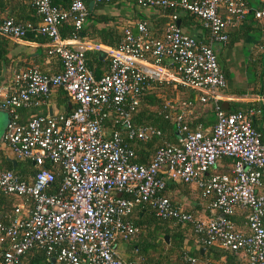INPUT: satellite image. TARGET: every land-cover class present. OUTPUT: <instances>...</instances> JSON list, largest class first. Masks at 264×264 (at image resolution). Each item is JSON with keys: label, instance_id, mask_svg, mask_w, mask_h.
Returning a JSON list of instances; mask_svg holds the SVG:
<instances>
[{"label": "built area", "instance_id": "obj_1", "mask_svg": "<svg viewBox=\"0 0 264 264\" xmlns=\"http://www.w3.org/2000/svg\"><path fill=\"white\" fill-rule=\"evenodd\" d=\"M132 1L161 12L186 11L202 21L208 42L221 45L228 29L235 28L248 11L246 0ZM252 1L257 3L253 19L264 21V0ZM29 3L38 23L18 24L0 16V39L19 40L34 31L46 39V54L58 58L60 70L44 74L31 66L12 75L10 92L0 87V112L6 114L2 143L14 158L30 161L35 169L23 179L0 169V195L16 196L29 204L23 217L0 220V264H26L23 256L34 250L42 251L53 264H142L140 259L124 260L115 251L116 241L138 232L127 216L139 204L146 205L156 218L189 223L206 246L241 251L247 264H264V199L255 191L264 171V144L250 118L257 111L225 113L215 106L225 81L210 46L182 32L174 12L167 16L157 39L138 21L133 32L121 28L115 47L101 49L106 70L95 77L86 66L85 52L98 44L62 39L58 34L64 22L74 31L83 26L86 7L82 1L70 0L66 7L53 6L50 0ZM152 81L193 91L201 104L213 103L214 121L207 135L198 128L188 132L184 118L191 100L178 102L177 113L163 105L162 117L182 135L175 145L156 146L148 162L141 164L135 162L133 150L120 133L129 141L161 137L159 129L133 126L130 121ZM55 88L72 105L67 113L46 112L18 122L17 110L44 104ZM222 157L232 160L229 171L209 173ZM44 162L60 174L53 193L45 191L52 172L43 168ZM162 175L193 184L207 199L213 217L201 222L172 204L161 194ZM21 207L17 204L14 212ZM234 208L246 211L245 231L235 230L227 219Z\"/></svg>", "mask_w": 264, "mask_h": 264}, {"label": "crops", "instance_id": "obj_2", "mask_svg": "<svg viewBox=\"0 0 264 264\" xmlns=\"http://www.w3.org/2000/svg\"><path fill=\"white\" fill-rule=\"evenodd\" d=\"M68 2L69 0H51V4L56 7H66ZM83 3L86 7V17L82 27H85L88 24H95L96 18L101 15L113 17L115 22L113 23V21H109L108 25L114 24L118 32L121 31L122 26L136 23L138 21H146L149 26L150 24L152 25L157 18H166L165 20L167 21L165 13L161 12L159 9L140 7L132 0H113L109 4L91 3L89 0H85ZM0 16L10 18L18 24L30 22L36 25L38 23V17L33 12L29 0H0ZM181 30L185 34L196 38L198 41H203L205 39V43L210 46L215 54L216 63L220 71L223 76H225V88L218 91L215 106L220 108L221 103L224 102L226 104L224 111H226L230 109L228 105L230 102L244 104L252 103L254 101L259 102L263 108L261 109L260 115L252 117L251 122L264 138V96L261 97L260 95L253 94L251 93L250 88L246 87L247 74L245 73L246 63L250 56L255 58L261 52L260 46L256 44L257 38L254 37V35H248L236 44L222 47L221 44L208 42L207 36L203 35L200 29L195 27L194 23L189 22V24L185 25V27L183 26ZM229 31L230 29H228L227 32ZM85 40L92 43L88 39H83V41ZM46 46V39L35 32H28L25 34L24 38L19 40L2 38V52H4L5 55L2 57V69H0V86L3 91L7 93L10 92L13 87L12 75L26 67L35 66L40 70L49 72L55 70L54 59L51 56L44 54ZM95 48H90L85 52V60L91 61L94 54L98 57L99 52H103L101 49L107 48V46L99 44L95 46ZM99 58L100 60L104 59L103 56H100ZM235 65H241L243 68V74H240L239 76L235 74ZM91 66H97V69H95L96 75H101L105 69V65L101 66L99 64ZM259 68V66H256V69ZM226 72L231 73V77L229 76L230 80L226 78ZM228 81L238 83L239 87L237 86L235 89H227L226 83ZM236 92H243V94L238 97L234 95ZM63 99L69 103L71 108L72 105L66 96L63 98L62 95H59L56 88L50 89L48 96L44 100V104L29 106L17 110L18 122H25L32 116L43 115L46 112H64L62 105H58ZM211 105L210 103H207L203 106V109L213 111L215 107L213 103H211ZM1 118L6 119V114L4 112H0V120ZM210 128L211 127L208 126L205 132L209 133ZM103 129L104 131L109 129V123L107 121L103 123ZM153 140L159 141L160 138ZM0 150L5 155L6 160H12L14 158L3 143H0ZM151 153L152 151H148L144 147H139L135 152V161L141 164L147 163L152 156ZM214 167L211 171L215 169ZM227 169H229V167L223 168L222 171L224 172ZM162 177L165 183L163 194L173 201L178 208L184 212L190 213L192 217L201 222H207L213 217V213L207 207V199L200 196L199 190L193 184H183L177 181L174 182L170 181L163 175ZM255 191L256 193L261 194L264 199V171H262L260 175L259 185L256 187ZM20 201L21 202L18 203V205L22 206L25 204L28 208L29 204L26 201H23L22 199H20ZM147 212H149V209L146 205L141 206L139 209L133 208L131 213L127 216V220L130 221L142 217ZM245 215V209L240 208L234 209L232 214L229 215L231 217L229 220L235 230L245 231ZM142 232L143 231L139 234L137 232L125 241H116L115 251L120 258L124 260H135L141 256L143 240ZM167 241L168 236L166 243ZM179 251L184 255L182 259H184V257L186 260L193 259L192 262H187V264H247L246 258L241 251L232 252L222 250L215 245H202L201 241L193 239L189 232H185L183 235Z\"/></svg>", "mask_w": 264, "mask_h": 264}, {"label": "trees", "instance_id": "obj_3", "mask_svg": "<svg viewBox=\"0 0 264 264\" xmlns=\"http://www.w3.org/2000/svg\"><path fill=\"white\" fill-rule=\"evenodd\" d=\"M81 1L82 3L85 2V0H81ZM109 3H102V4H109ZM246 4L248 6V11L243 16L242 20L236 25V27L230 29V31L227 32L226 39L224 44H222V47L225 46L228 47L233 44H236L248 35H254V37L257 38L256 44L260 46L261 52L255 58L250 56L248 62L246 63V74H247L246 87L250 88L251 93L263 97L264 96V21L258 22L252 17V10H254L257 7L255 1L246 0ZM32 10L35 13L33 8ZM172 12L176 14V25L180 30L181 28H183V26L185 27V25L189 24L190 22V23H194L195 27L200 29L203 35L207 36V31L203 28L202 21L199 20L197 17L180 9H176L174 11L167 10L164 13L167 17ZM165 19L162 17L157 18L155 22L152 23V25L150 24V26L146 21H143L145 23L149 35L152 38L157 39L161 36L162 31L167 22ZM109 21H113L114 23L115 19L113 17H107L101 15L100 17L96 18L95 24H90V25L88 24L85 27H81L78 31H74L71 24H69L68 22H64L58 27V34L62 39H71V38H76L78 40L88 39L93 44H98V45L100 44L107 47H115L120 41L121 34L120 32L117 31L114 24L108 25ZM31 24L34 25L33 23ZM122 27H128L132 32L134 31V23ZM28 32H34V31H28ZM28 32H26V34ZM201 42L207 44L205 43V39ZM44 54H46V49ZM4 55L5 53L2 52V39H0V69H2V59H3L2 57ZM46 55L51 56L54 59L53 61L55 64V70L53 72L40 70L39 68L38 70L44 74L58 72L60 70V64L58 58L55 55H49V54ZM85 62L87 67L92 71L95 77H99L100 74L96 75L95 69H97V66L92 67L91 65H99V64L101 66L105 65L104 71L106 70L107 60L105 58L100 60V58L97 57L96 54L93 55L91 61L85 60ZM256 66H259L260 68L256 69ZM224 81H225V76H224ZM224 88H222L221 90H223ZM56 90L58 91L59 95H62L63 98L65 97V95L59 88H56ZM172 94L174 96L173 99L175 100L177 99V101H174L173 105L172 102L170 101V99H172L171 98ZM242 94L243 92H236L234 95L239 97ZM181 100L184 101L191 100L192 103V106L187 108L188 111L184 118V123L186 124L187 131L191 132L198 128L202 133L204 131L205 135L208 134V132L206 133L205 131L207 130L208 126L211 127L213 124L214 121L213 111L212 110L207 111L206 109H203V106L207 103L209 104L210 103L209 101L204 104H201L196 101L195 93L193 91L181 88L179 86L173 87L171 83L152 81L149 82V88L144 91L142 96H140L137 106L130 115V121L133 126L149 125L151 127L159 129L161 133V137L159 141H154V140L145 141V142L138 140L129 141L125 139L124 133L121 132L120 134L123 139V142L127 147H130L133 150L134 155L136 149H139V147H144L148 151H152L153 153L155 147L158 145H163V144L175 145L178 143V137L182 134H179L175 130L170 120H166L162 117V113L165 111V108H163L162 106L166 104L168 106L166 107V110H168L170 113L171 112L177 113L178 108L176 107V105ZM59 104L60 106L62 105L64 113H67L70 110L69 103L66 100L63 99L61 103H58V105ZM228 105L230 109L224 111L225 113H233L237 111L245 112L247 110H252L253 112L257 111L250 116L251 119L255 115H260L261 109L263 108L259 102H255V101L246 104L230 102L228 103ZM192 115H194L196 119L193 118L194 116ZM190 116L191 118H189ZM251 125L258 133L260 142L264 144V138L262 137L261 133H259L256 130L252 122ZM0 143H2L1 138H0ZM12 160L14 161L13 167L10 161L5 159V155L0 150L1 170L11 171L14 175H16L20 179H23L27 175H31L35 170L34 167L31 165L30 161L28 160L18 159V158H13ZM231 163L232 160L230 158L222 157L219 160H217V162L214 165L215 166L214 168L217 170L215 169L213 171L210 170L209 173L220 174V173L228 172L229 169H227L224 172L222 171V169L228 167L230 168ZM43 168L49 169L52 172L51 179L48 182L45 191L47 193H53L59 183V178H60L59 171L54 166L52 167L49 166L47 162L43 163ZM163 190L161 191L162 195H164ZM16 199L18 198L12 195H6V196L0 195V220L6 217L12 218L15 216L12 212H14L15 206L17 204L14 203ZM167 199L172 204H174L173 201H171L168 197ZM141 206L144 205L139 204L136 207H134V209H139ZM227 219L229 220L231 219V217L228 215ZM261 221L264 227V207H263V214L261 217ZM130 222L132 225H135L138 228V234L141 231H143L142 232L143 240L141 247L142 254L141 256L138 257V259L141 260L142 264H187V262L188 263L190 262L186 260L185 257L184 259H182L184 255L183 253L181 254V251H179L180 242L183 239V235L185 234V232L191 233L193 239L199 240V235H194L192 233L191 225L189 223H179L171 220H162L156 218L150 209L149 212H147L144 216L136 218L134 220H130ZM164 235L168 236L167 243L162 239V236ZM23 260L25 261L26 264H53L52 259L46 260L44 253L40 250L29 251L23 256Z\"/></svg>", "mask_w": 264, "mask_h": 264}, {"label": "rangeland", "instance_id": "obj_4", "mask_svg": "<svg viewBox=\"0 0 264 264\" xmlns=\"http://www.w3.org/2000/svg\"><path fill=\"white\" fill-rule=\"evenodd\" d=\"M235 67V74L237 75V76H239L240 74H243V68L241 67V65H235L234 66ZM245 73H246V70H245ZM229 76L231 77V73H227L226 72V78L228 79V80H230L229 79ZM239 87V84L238 83H234V81H228L227 83H226V88L227 89H230V88H232V89H235V87ZM172 96V97H171ZM170 97L172 98V99H170V101L172 102V105H173V103H174V101H177V99L175 100V99H173V94L171 95ZM176 96V95H175ZM188 110L186 109V112H187ZM186 116V115H185ZM192 116H194V115H192ZM189 118H191V116L189 117ZM188 118V119H189ZM193 118H195L196 119V117L194 116ZM1 130L2 129H0V133H1ZM154 144V143H153ZM21 201H20V199H16L15 200V202L14 203H20ZM26 210H27V206L24 204V205H22V208H19V209H17L15 212H12L16 217H23L24 215H25V213H26ZM7 216V215H6Z\"/></svg>", "mask_w": 264, "mask_h": 264}, {"label": "water", "instance_id": "obj_5", "mask_svg": "<svg viewBox=\"0 0 264 264\" xmlns=\"http://www.w3.org/2000/svg\"><path fill=\"white\" fill-rule=\"evenodd\" d=\"M100 56L104 57V53L103 52H99L98 57H100ZM225 107H226V104L224 102H222L219 109L224 111ZM5 123H6V119L5 118H3V119L1 118V120H0V129L4 128ZM9 161H10L12 167H13L14 161L13 160H9ZM219 217H221V215H219ZM162 239H163V241L166 242L167 236L166 235L162 236Z\"/></svg>", "mask_w": 264, "mask_h": 264}]
</instances>
